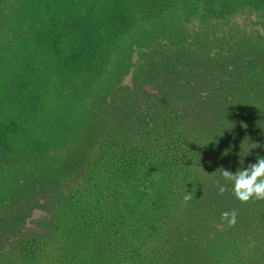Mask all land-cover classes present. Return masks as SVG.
<instances>
[{
    "label": "trees",
    "instance_id": "trees-1",
    "mask_svg": "<svg viewBox=\"0 0 264 264\" xmlns=\"http://www.w3.org/2000/svg\"><path fill=\"white\" fill-rule=\"evenodd\" d=\"M61 20L91 42V86L65 151L0 110L36 139L23 167L0 148V264H249L264 201L241 203L221 169L264 157V0H0V72ZM38 181L58 208L36 219Z\"/></svg>",
    "mask_w": 264,
    "mask_h": 264
},
{
    "label": "rangeland",
    "instance_id": "rangeland-1",
    "mask_svg": "<svg viewBox=\"0 0 264 264\" xmlns=\"http://www.w3.org/2000/svg\"><path fill=\"white\" fill-rule=\"evenodd\" d=\"M232 16L229 23L238 17L244 23L245 28H251V20L248 15L240 13L236 15L234 13ZM80 27L77 23L66 24L65 21L61 20L58 29H56L59 32L57 36H52L55 30L53 31L50 27L44 28L43 33L36 40L35 48L37 49L30 43L20 44L24 51L18 53L20 57L17 59L21 60L8 71L0 72V110L4 114H13V116H10L16 121H12L14 126L19 127L20 130L24 129L31 132L30 135L32 137H36L42 142L48 139L54 140V147L56 150L61 151H65L62 141L65 138H74V135L77 134L75 126L78 123L79 110L82 109V98L85 100L89 93L87 88L91 86V82L89 84L87 80L92 75L87 65H91L92 61V51L89 46L91 42H87V39H84L83 42L77 39ZM229 29L231 30V25ZM3 55L4 48L2 47L0 49V68L4 67ZM130 77L131 75L125 78L124 81L131 86ZM82 81L84 82L82 83ZM84 86L85 88H83ZM27 88H30V93L34 97L32 100L36 99L34 103H32L31 99L27 100L29 95H20L18 93ZM83 89L86 91H83ZM17 122L21 125H18ZM67 127L73 131L65 134L63 130ZM80 128L83 129L84 127ZM85 131L86 139L83 137V142H86L89 135V130L85 128ZM19 132L13 128L12 123L7 118L0 117V133L7 135L0 137V143L2 144L0 148L12 157V163L14 161L20 162L23 167L35 154L34 140L36 139L30 140L27 135ZM55 132L60 134L56 139L53 137ZM37 149L40 150L39 147ZM85 152H82L83 156ZM8 154L2 157L7 159V162L10 161ZM57 154L55 151H50L48 156L54 158ZM64 161L68 162V159ZM42 178L44 177L38 179L43 180ZM67 178L72 180L71 177ZM37 183L42 184L39 181ZM91 185H93L92 182L89 186ZM48 187H50L49 184L32 185L30 190L24 191L23 198H30L26 200L28 203L33 200L31 198H34V202L38 203L35 208H29L31 217L37 219L46 213L54 212L58 208L55 202H52V199H46V196L42 195L43 191H46ZM42 204L47 206L46 213L42 210ZM134 204L135 201H133ZM104 206L106 207L107 205ZM105 209H102V211L106 214L107 211ZM260 210L257 220L252 224L251 230L252 235L256 239V255H252L249 264H264V203H262ZM106 215L108 216V214ZM94 216L95 214L91 218H94ZM76 232H79L78 228ZM159 236H164L161 229ZM20 244L13 248L12 252L14 255L20 254V252L18 254ZM60 245H62L61 242ZM135 250H138V248L135 247Z\"/></svg>",
    "mask_w": 264,
    "mask_h": 264
},
{
    "label": "clouds",
    "instance_id": "clouds-1",
    "mask_svg": "<svg viewBox=\"0 0 264 264\" xmlns=\"http://www.w3.org/2000/svg\"><path fill=\"white\" fill-rule=\"evenodd\" d=\"M255 145L259 147V145ZM221 176L224 180L231 182V192L241 203H247L253 199L264 200V157H259L256 163L249 164L244 169H237L235 173L221 169ZM228 190L226 185L219 186L220 194ZM183 199L187 202L192 199V195L186 194ZM237 215L235 209L225 211L221 213V220L226 221L231 227L235 225Z\"/></svg>",
    "mask_w": 264,
    "mask_h": 264
}]
</instances>
